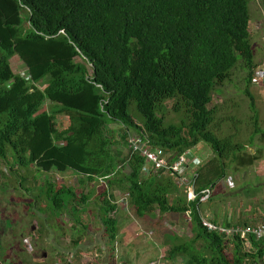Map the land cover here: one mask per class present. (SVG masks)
I'll list each match as a JSON object with an SVG mask.
<instances>
[{
    "label": "trees",
    "instance_id": "obj_1",
    "mask_svg": "<svg viewBox=\"0 0 264 264\" xmlns=\"http://www.w3.org/2000/svg\"><path fill=\"white\" fill-rule=\"evenodd\" d=\"M249 3L0 0V158L9 166L34 165L38 172H73L83 176L82 185L102 180L108 245L119 231L112 216L117 211L112 193L116 189L127 194L133 216L142 222L156 211L191 212L193 237L173 236L177 243L168 251L169 259L185 258L187 264H264V239L250 237L248 250L239 235L229 239L211 232L203 222L201 196L189 202L169 174L145 176L143 157L122 154L127 130L173 158L205 142L220 166L200 172L198 192L227 176V161L245 167L259 159L257 154L246 157V145L212 130L217 112L210 109L216 90L231 80L239 57L248 86L253 83L258 63ZM16 57L28 75L15 71ZM248 88L254 133L264 139ZM47 104L50 110L44 111ZM168 104L173 113L184 112L188 121L166 125ZM61 116L65 124L59 122ZM113 123L124 129L122 142L112 135ZM45 184L48 200L60 213L90 200L86 194L78 199L73 187Z\"/></svg>",
    "mask_w": 264,
    "mask_h": 264
},
{
    "label": "rangeland",
    "instance_id": "obj_2",
    "mask_svg": "<svg viewBox=\"0 0 264 264\" xmlns=\"http://www.w3.org/2000/svg\"><path fill=\"white\" fill-rule=\"evenodd\" d=\"M249 10L251 42L255 61L259 64L264 61V0H250ZM13 66L18 73L29 74L19 57L14 58ZM246 76L247 72L239 57L231 80L220 86L214 94L210 109H215L217 114L212 130L221 138H231L235 144L246 145V157L257 154L259 159L245 167H241L238 162L227 161V176L216 182L211 200L202 204L201 208L203 219L218 220L219 225L230 224L242 228L264 224V139L254 133L250 101L245 93L249 87L259 113L257 126L264 130V85L251 83L248 86ZM49 107L47 104L44 111H49ZM167 107L164 110L166 125H181L188 121L184 112L175 114L171 104ZM65 120L64 116L59 117L61 124H65ZM110 130L114 138L122 142L124 129L113 123ZM127 152V147L123 148L124 157ZM193 152L202 160L199 167L191 170L197 174L198 188L200 172L203 169H207L205 172L217 170L220 163L205 142L200 143ZM11 158L8 162H12ZM10 167L15 166H9L0 158V264H40L34 259H43L44 252L48 257L43 259L42 264H92L96 250L103 244L108 248L103 259L111 264H187L185 258L169 259L168 251L177 243L172 241L173 236L181 240L193 237L189 214L161 215L156 211L154 216H148L142 222L133 216L129 199L122 203L121 198H128L127 194L115 189L112 191L113 200L120 201L117 212L112 214L118 220L119 227L116 251L115 244L112 247L105 243L106 229L100 198L106 184L102 180L82 185L80 180L84 179L83 176L73 172H38L34 165L30 168L16 166L13 171ZM46 181L73 187L78 199L86 194L90 200L88 203L69 206L67 215L60 213L47 198ZM72 207L80 211L75 212V217L71 214ZM76 217L82 219L85 225L75 222V226L71 227L72 218ZM26 238L32 239L34 253L28 252L29 247L24 241ZM91 247L93 251L89 252ZM116 256L118 258L115 259ZM90 257L93 259L88 260Z\"/></svg>",
    "mask_w": 264,
    "mask_h": 264
},
{
    "label": "built area",
    "instance_id": "obj_3",
    "mask_svg": "<svg viewBox=\"0 0 264 264\" xmlns=\"http://www.w3.org/2000/svg\"><path fill=\"white\" fill-rule=\"evenodd\" d=\"M252 82L256 85H264V61L259 63L255 68ZM126 143L128 149L127 155L131 157L137 154L145 159V165L142 169V173L145 176L155 175L160 172L169 174L173 178L175 185L185 192L189 202L196 201L199 196H201V202L204 203L211 199L213 193L212 187L206 188L201 192L197 191V174L192 173L191 170L199 167L202 164V160L194 154L193 150H188L180 156L173 158L166 151L153 148L146 138L129 130L126 131ZM127 199L129 198H121L122 203L127 201ZM119 202V200L115 201L117 206H120ZM188 214L190 215L191 212H188ZM203 222L211 232H220L229 239L239 235L241 239L246 241V248L248 250L251 249L250 237H255L257 240L264 239V224L256 226L246 225L242 228L239 226L225 227L207 219H203ZM25 243L31 245L29 239H26ZM104 248L106 247H103V250ZM29 252L33 253L34 251L32 252L31 249ZM100 258L101 253L97 252L92 264L101 263Z\"/></svg>",
    "mask_w": 264,
    "mask_h": 264
},
{
    "label": "crops",
    "instance_id": "obj_4",
    "mask_svg": "<svg viewBox=\"0 0 264 264\" xmlns=\"http://www.w3.org/2000/svg\"><path fill=\"white\" fill-rule=\"evenodd\" d=\"M55 172V171H54ZM53 173V172H52ZM72 210H73V212H74V210H76V208L75 207H72ZM118 210V209H117ZM77 212H80V211H78V210H76ZM75 211V212H76ZM83 211H85V210H83ZM117 212V211H116ZM64 214H68V212H64ZM63 214V215H64ZM71 214H72V216H74L75 217V215H74V213H72L71 212ZM80 222V224H84L83 223V221H82V219H79V218H77ZM71 222H73L72 224H71V227H74L75 226V218H72V221ZM85 225V224H84ZM26 239H30V238H26ZM32 239H30V241H31ZM25 241V240H24ZM126 241V240H125ZM114 244H115V249H116V251H117V249H118V239H116L115 241H114V243L113 244H111V246L113 247L114 246ZM25 245L26 246H29V249H28V252H29V250H31L32 249V252L33 251H35V248H34V245H33V243H32V241H31V245H27L26 243H25ZM103 247H106V248H104V250H103ZM103 247H101V248H98L97 250H96V252H102V254H101V258H100V260H101V263H95V264H111L109 261L107 262V261H105L104 259H103V255L104 254H106L105 252L108 250V248H107V246L106 245H104L103 244ZM93 249V247H91V248H89V252L90 251H93L92 250ZM34 253V252H33ZM47 254L44 252V254H43V259H47ZM85 258H87V255H85ZM114 258V257H113ZM116 258H118L117 256L115 257V259ZM43 259H40V260H37V259H34V261L36 262V263H40V264H42V263H44V260ZM93 258L92 257H90L88 260H92ZM88 260L86 261V262H88ZM72 262V261H71Z\"/></svg>",
    "mask_w": 264,
    "mask_h": 264
}]
</instances>
